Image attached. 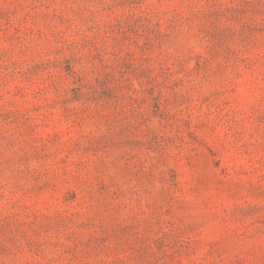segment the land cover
<instances>
[{
  "label": "rangeland",
  "instance_id": "374dc122",
  "mask_svg": "<svg viewBox=\"0 0 264 264\" xmlns=\"http://www.w3.org/2000/svg\"><path fill=\"white\" fill-rule=\"evenodd\" d=\"M0 264H264V0H0Z\"/></svg>",
  "mask_w": 264,
  "mask_h": 264
}]
</instances>
